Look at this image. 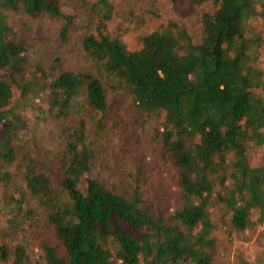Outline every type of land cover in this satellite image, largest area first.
I'll return each mask as SVG.
<instances>
[{"label":"trees","instance_id":"obj_1","mask_svg":"<svg viewBox=\"0 0 264 264\" xmlns=\"http://www.w3.org/2000/svg\"><path fill=\"white\" fill-rule=\"evenodd\" d=\"M162 1L213 7L197 41L169 20L130 49L115 20L156 13L113 0H0V264H219L264 223V0ZM45 22L78 53L37 54Z\"/></svg>","mask_w":264,"mask_h":264},{"label":"rangeland","instance_id":"obj_2","mask_svg":"<svg viewBox=\"0 0 264 264\" xmlns=\"http://www.w3.org/2000/svg\"><path fill=\"white\" fill-rule=\"evenodd\" d=\"M113 2L119 11L124 12V9L129 10L132 11V15L146 13L148 10H153L156 13V15L148 17L143 23H137L132 16L130 17V22L123 20V18L122 20H115L114 26H116L118 23H122L128 28V33L125 35L123 40L130 49L136 47L137 38L140 34L157 30L161 25L166 24L169 20L181 21L186 26L194 41H197V39L200 37L199 20L201 13L203 11H210L213 9V7L209 4L203 5L201 7H195L193 10H184L175 4L162 0H113ZM54 27L55 26L52 23L45 22V25L35 28L33 31V36H37L36 47L34 49L37 51L36 53L40 54L46 51L57 50L65 57L67 55L63 54L62 50L68 55H71L73 51L78 53L77 48H74V46H72L73 49H70L73 50L71 52L63 49V46H59L58 29H54ZM81 64H83L82 58L78 55L73 57L71 56L68 61L69 67L74 69L80 68ZM126 103L127 100L125 97H116V99L112 101V107H110V110L113 112L114 116H109V129L112 131L115 130L116 132L121 133L119 127H123L127 131L132 130V128L128 127L126 124L122 126L116 125V120L119 118L125 120L130 119L129 114L123 113V110H126L125 108L127 107ZM107 134L108 141H112L114 139L113 136L110 133ZM51 138L52 130H48L43 133L42 140L44 143L49 142V145L52 144V141H50ZM102 163L107 165L105 161ZM27 236L29 237L31 234L28 232ZM251 237L252 239L250 242H241L243 240H240L239 238H237L238 240H235L232 243L230 242L228 245L222 242L218 251L219 255H217V263L236 264V261L240 258L254 260V262L257 260H262L264 256V223L258 228L256 234H253ZM21 238L22 235H19V239Z\"/></svg>","mask_w":264,"mask_h":264}]
</instances>
